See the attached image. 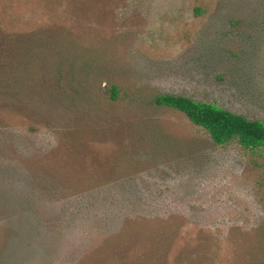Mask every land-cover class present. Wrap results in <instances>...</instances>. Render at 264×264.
Listing matches in <instances>:
<instances>
[{
    "label": "rangeland",
    "instance_id": "obj_1",
    "mask_svg": "<svg viewBox=\"0 0 264 264\" xmlns=\"http://www.w3.org/2000/svg\"><path fill=\"white\" fill-rule=\"evenodd\" d=\"M195 3L0 0V264H264L249 152L152 101L264 121V0Z\"/></svg>",
    "mask_w": 264,
    "mask_h": 264
},
{
    "label": "trees",
    "instance_id": "obj_2",
    "mask_svg": "<svg viewBox=\"0 0 264 264\" xmlns=\"http://www.w3.org/2000/svg\"><path fill=\"white\" fill-rule=\"evenodd\" d=\"M195 16L202 17L208 13L214 0H193ZM16 5L5 3L1 10L2 16L11 19L13 25L22 18L15 14ZM28 26L30 22H27ZM120 96L118 85L112 88V99ZM153 103L159 106L172 108L185 114L198 127L204 129L216 145H226L233 140L251 155L250 163L258 169L255 180L256 192L264 206V121L250 119L244 114L236 113L216 103L196 100L187 95L157 93Z\"/></svg>",
    "mask_w": 264,
    "mask_h": 264
}]
</instances>
